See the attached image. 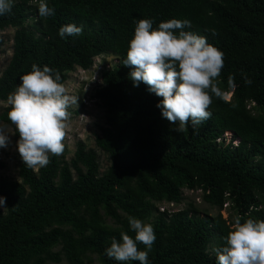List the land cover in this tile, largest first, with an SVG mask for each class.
I'll return each mask as SVG.
<instances>
[{"label":"trees","instance_id":"16d2710c","mask_svg":"<svg viewBox=\"0 0 264 264\" xmlns=\"http://www.w3.org/2000/svg\"><path fill=\"white\" fill-rule=\"evenodd\" d=\"M39 2L14 0L11 12L0 15V30L15 29L12 55L0 74V102L33 65L52 68L63 84L75 67L87 70L104 54L117 57L119 64L102 73L94 94L105 120L95 147L109 166L100 174L96 151L82 144L69 162L50 154V163L35 170L22 161L19 181H0L7 207L6 215L0 212V264H92L90 255L98 264H121L106 249L122 232L135 239L128 218L143 222L154 203H179L183 189L201 190L219 210L229 203L242 222L264 220V0H45L55 9L47 18L39 15ZM140 19L153 20L154 29L170 19L188 20L185 31L224 53L217 83L230 90L233 77L232 96H213L211 119L195 129L189 124L178 132V123L156 106L162 98L143 83L134 86L123 60ZM30 21L31 29L25 26ZM69 24L82 26V34L61 38L60 28ZM10 110L0 112L6 127H14ZM227 132L240 142L218 141ZM151 225L156 240L149 264H217L209 246L224 247L233 226L220 214L188 211L157 213ZM138 249L147 251L140 243Z\"/></svg>","mask_w":264,"mask_h":264},{"label":"clouds","instance_id":"9594fccd","mask_svg":"<svg viewBox=\"0 0 264 264\" xmlns=\"http://www.w3.org/2000/svg\"><path fill=\"white\" fill-rule=\"evenodd\" d=\"M13 5L14 0H0V15L11 12ZM38 13L47 18L55 14V9L40 0ZM190 26L188 20L170 19L154 29L153 20L140 19L123 60L125 66L132 68L130 78L134 86L143 83L150 93L161 97L156 106L164 118L178 123L176 130L181 133L189 124L195 129L211 119L208 109L212 97L229 101L235 87L231 76L230 90L218 86L224 53L209 44L206 37L184 30ZM82 32V26L69 24L60 28L59 36L66 38ZM20 80L8 96V119L19 134L16 148L24 164L31 169L42 168L50 163V154L59 156L64 152L67 109L78 104V99L66 94L59 73L48 66L41 69L33 65L32 71ZM246 83L251 81L246 79ZM9 143L10 136L0 126V149L7 148ZM3 208H7L6 198L0 196V209ZM128 221L135 239L122 232L120 240L113 238L106 255L121 264H149L148 252L156 240L153 226L131 216ZM224 240L225 246L217 250V264H264V220L249 218L242 222L236 216ZM138 243L147 251L139 250Z\"/></svg>","mask_w":264,"mask_h":264},{"label":"rangeland","instance_id":"374dc122","mask_svg":"<svg viewBox=\"0 0 264 264\" xmlns=\"http://www.w3.org/2000/svg\"><path fill=\"white\" fill-rule=\"evenodd\" d=\"M31 21L25 26L29 29ZM14 28H6L0 30V74L8 64L12 55V39L14 35ZM119 64V59L113 55L104 54L93 59L92 66L87 70H82L75 67L72 71L67 72L66 81L63 83L66 87V94L70 97H76L78 104H71L67 109L69 113L68 120L66 121V135L63 141L64 152L60 155L67 162L73 157L78 144H82L84 148L93 149L98 155L99 173L102 174L109 166L108 157L95 147V138L100 135V130L104 126V109L101 107L99 101L94 98L95 91L102 86L101 76L106 70L112 69ZM10 106L7 101L0 102V112L6 107ZM253 103H248V108L252 107ZM5 132L10 136V143L7 148L0 149V181L3 179L16 180L18 178L19 165L22 159L16 148V143L19 137H16L15 126L6 127ZM221 142L225 144L229 142L237 143L236 139L227 132L223 135ZM37 169V168H36ZM35 169V170H36ZM156 210V211H155ZM179 211H188L190 214H196L201 217L209 216L214 217L220 214L221 217L232 225L235 213L231 209L229 203H225L221 210L215 206H211L203 200V193L201 190H187L181 191V201L179 203H154V209L147 219L143 222L152 224V221L157 216V213L165 212L168 215L177 213ZM4 215L7 214L6 208L0 209ZM105 224L109 227H115L110 219L105 220ZM57 251V249L55 250ZM208 251L216 255V247L211 244ZM92 264H98L97 257L90 255L89 258ZM59 264H66L62 261ZM85 264H88L86 261Z\"/></svg>","mask_w":264,"mask_h":264},{"label":"water","instance_id":"95a60500","mask_svg":"<svg viewBox=\"0 0 264 264\" xmlns=\"http://www.w3.org/2000/svg\"><path fill=\"white\" fill-rule=\"evenodd\" d=\"M230 133H231V135H233V133H232V132H230ZM238 142H240V139H239V138H238V140H237V143H238ZM235 144H236V143H235Z\"/></svg>","mask_w":264,"mask_h":264}]
</instances>
